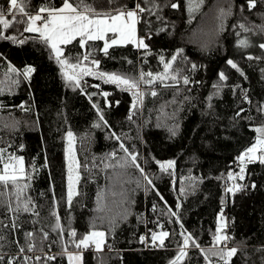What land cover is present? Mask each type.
Instances as JSON below:
<instances>
[{
    "label": "trees",
    "instance_id": "16d2710c",
    "mask_svg": "<svg viewBox=\"0 0 264 264\" xmlns=\"http://www.w3.org/2000/svg\"><path fill=\"white\" fill-rule=\"evenodd\" d=\"M62 2L28 0L27 10L35 13L40 6L60 7ZM85 2L104 12L131 9L136 3L151 7L148 0ZM153 2L159 5L154 14H141L137 24L138 37L145 39L148 49L129 43L113 46L105 55L100 50L103 41H90L82 48L77 38L62 45V58L69 64L91 53L85 63L92 66L91 59L99 60L96 71L133 79H139L141 72L163 74L160 58L170 62L176 55L167 80L141 82L142 102L135 109L132 91L98 76H84L80 88L70 87L50 47L38 34L24 31V24L4 32L17 39H0V149L4 150L0 172L9 156H22L31 178L20 180L21 186H29L19 200L15 186L0 183V264H69L65 246L68 252L80 251L72 241L93 228L107 234L108 250L83 249L82 264H170L182 244V233H191L201 248L209 249L222 212L228 247L238 249L232 264H264V164H247L243 180L228 179L229 172L239 173L237 157L255 142L259 135L255 129L264 126V49L259 47L264 43L259 27L264 25V0L253 9L247 0H203L194 12H189L188 0ZM171 3L180 7L173 9ZM6 6L8 0H0V8ZM221 9L226 15L221 16ZM245 38L247 48L238 43ZM28 66L35 71L25 79L18 73ZM10 67L17 72H10ZM221 72L227 80H220ZM183 77H188V84ZM103 92L109 93L107 98ZM93 104L99 105L107 124L100 121ZM97 123L100 127H94ZM68 131L74 134L80 165L79 195L70 208ZM128 153L137 155L136 163L152 185L131 164ZM169 160L175 161L174 167L162 171L157 161ZM234 184L244 187L234 194L226 192ZM29 200L26 212L23 204ZM54 212L63 233L53 230ZM72 230L76 237L68 235ZM161 231L169 233L164 246L158 242L153 246L152 233ZM29 244L34 245L31 251ZM187 251L181 264H207L199 249L190 246ZM25 256L32 259L25 261Z\"/></svg>",
    "mask_w": 264,
    "mask_h": 264
},
{
    "label": "snow or ice",
    "instance_id": "6c2138e0",
    "mask_svg": "<svg viewBox=\"0 0 264 264\" xmlns=\"http://www.w3.org/2000/svg\"><path fill=\"white\" fill-rule=\"evenodd\" d=\"M9 7L7 9L0 8V39H7L16 42L15 36L5 35L4 32L15 24H24V31L38 34V38L45 44H47L52 52L55 54L57 62L61 65L62 69L67 66L71 69V74L65 71V78L69 82L70 87L80 88L81 81L84 76H98L100 79L104 80L106 83H111L116 85L122 90L132 91L134 101L132 107L135 109L137 102H142L141 98L143 93L140 91V84H154L157 80L163 82L168 79V70L172 67L171 61L176 60V55H173L170 62H165L164 58L161 57V62L164 64V73L153 75L151 72L140 73L139 79H133L126 77L118 73H108L96 71L98 69L100 61L97 59H91V67L88 66L87 61L91 56V53L83 55L82 59H78L76 63L69 64L67 60L62 59L63 48L61 45H68L74 40L79 38V44L83 48L88 42L92 41H103V48L100 49L105 55H108L109 49L116 45H126L133 44L137 48L148 49V44L145 43L144 38H137V24L141 21V14L148 13L154 14L153 9L158 8L159 5L154 3L153 0H148V4L151 7L142 6L140 3H136L135 6L129 9L127 6L115 9L114 11H97L94 7L87 4L85 0H63L62 6L55 7L51 5L40 6L35 13H32L27 10L28 0H8ZM203 3V0H188V9L189 12L197 11L200 5ZM258 0H247V7L253 9L257 6ZM170 7L173 9L179 8V3H171ZM19 14V17L18 15ZM226 15L225 11L221 9V16ZM9 16L11 18H9ZM241 28H244V25H240ZM261 31H264V25L259 26ZM249 31V29H245ZM109 34L111 38H109ZM20 44H23L24 40L18 41ZM239 46L247 48L249 46V41L245 39L239 40ZM260 48L264 49V43L259 45ZM183 50H178L177 55ZM251 59V57H249ZM227 63L237 71H240L238 65L233 60H228ZM196 66L193 65V68ZM10 72H17V69L10 67ZM35 71L34 68L28 66L25 67L22 73L25 79L30 78L31 74ZM241 75L243 73L241 72ZM147 77V79L145 78ZM172 80H177L176 76L171 77ZM220 80H227V76L221 72ZM184 84L189 83L188 77H183ZM99 87V85H96ZM81 91L83 89L81 88ZM102 95L107 98L109 93L103 92ZM151 95L155 96L156 92L153 91ZM91 99V97H89ZM23 107V106H21ZM93 107L96 108L97 113L99 114V119L104 124H107V121L104 119V115L99 105L93 104ZM261 111H264V107L261 108ZM239 115V113H237ZM131 118V117H129ZM94 127H100V124L97 123ZM259 135L257 136L255 142L248 147L237 159L240 161L239 173H228V179L230 180H243L244 173L246 171L247 164L259 162L264 164V126L258 127L255 129ZM173 135L175 132L173 131ZM68 147H67V204L69 208L72 206L73 198L79 195L77 186L80 181V173L78 171L80 165L76 160L74 154V142L75 137L71 131H68L66 134ZM119 140V137H116ZM120 147L124 149L125 152L128 150L124 148V145L121 144ZM3 149H0V159H3ZM112 155H115L113 153ZM130 157L131 164L139 169L140 173L144 176V179L149 185H152V180L145 173L144 168L140 167L137 161V155L133 153H128ZM9 162L3 164V170L0 172V183H3L5 186L11 184L15 186L17 191V199H20V195L24 192L29 185L24 184L20 185V180L30 179L31 177L26 174L24 158L22 156L11 155L8 157ZM160 166V169L164 172L169 171L175 165V161L169 160L166 162L157 161ZM244 186L240 184H234L233 187L226 188V192L234 194L237 191H240ZM252 187H255L253 184ZM163 199V197H161ZM29 201H25L23 204V210L29 211ZM179 207V205H177ZM171 211V209H169ZM173 216H176L175 212L171 213ZM38 215V213H37ZM56 217V225L53 230H59L63 233L64 229L60 224V217L58 213H53ZM15 227V224H13ZM227 227V224L224 220L223 213H221L219 218V223L216 229V234L213 237L212 246L205 250L201 248L200 244L196 242L195 238L191 233L183 236V241L179 247V251L175 259L170 261V264H181V262L188 255V248L195 247L204 254V259L207 264H213V258H217V264H232V258L237 254L238 249L236 247H228L227 241L230 237L224 232V229ZM26 235L31 238L33 233L29 232ZM71 237H76L77 233L75 230H72L68 233ZM48 233H44V238L46 239ZM106 236L107 234L104 231L95 230L85 234L78 241L73 240L77 250L76 253H71L67 251L65 246L64 252L67 254L69 264H82V250L89 249L94 246L97 252L103 251V248L106 246ZM169 236L167 231H161L159 233L153 232L151 239L153 246H156L157 242L160 247L164 246L165 238ZM145 237H141V241H144ZM34 248L33 244H29L28 250L31 251ZM24 248H20V252L23 253ZM210 254V255H209ZM2 259V258H0ZM25 261L32 259L31 257L25 256ZM37 260H40L41 257H36ZM47 260H55V256H47ZM11 264V261H10Z\"/></svg>",
    "mask_w": 264,
    "mask_h": 264
},
{
    "label": "rangeland",
    "instance_id": "374dc122",
    "mask_svg": "<svg viewBox=\"0 0 264 264\" xmlns=\"http://www.w3.org/2000/svg\"><path fill=\"white\" fill-rule=\"evenodd\" d=\"M8 6H9V3H8ZM62 6V5H61ZM111 35L112 34H109V38H111ZM137 38L139 39V37H138V33H137ZM133 45V44H132ZM135 46V45H134ZM61 47H62V45H61ZM54 54V53H53ZM55 55V54H54ZM63 59V58H62ZM91 67V66H90ZM95 70V69H94ZM65 71H67L69 74H71V69H69V68H67V66H65V68L63 69V73H64V75H65ZM67 147H68V142H67V145H66V152H65V165H66V188H67V175H68V172H67ZM73 147H74V145H73ZM74 154H75V152H74ZM75 157H76V155H75ZM76 160H77V158H76ZM9 162V160L6 162V163H8ZM93 230V229H92ZM92 230H90V231H92ZM95 230H98V229H95ZM89 231V232H90ZM99 231H101V230H99ZM88 233V232H87ZM86 233V234H87ZM85 235V234H84ZM83 235V236H84ZM82 236V237H83ZM92 249H94L95 250V247L94 246H92L91 247ZM105 250V249H104ZM108 250V249H107ZM77 251H71V253H76ZM68 259V258H67ZM68 263H69V261H68Z\"/></svg>",
    "mask_w": 264,
    "mask_h": 264
},
{
    "label": "built area",
    "instance_id": "2783aa9c",
    "mask_svg": "<svg viewBox=\"0 0 264 264\" xmlns=\"http://www.w3.org/2000/svg\"><path fill=\"white\" fill-rule=\"evenodd\" d=\"M8 7H9V6H6V7H5V9H7ZM222 213H223V217H225V213H224V212H222ZM104 249H105V250H107V249H108V247H107V246H105V247H104Z\"/></svg>",
    "mask_w": 264,
    "mask_h": 264
}]
</instances>
